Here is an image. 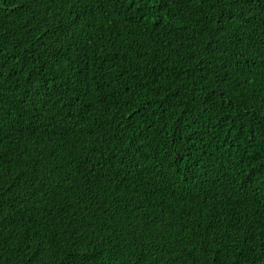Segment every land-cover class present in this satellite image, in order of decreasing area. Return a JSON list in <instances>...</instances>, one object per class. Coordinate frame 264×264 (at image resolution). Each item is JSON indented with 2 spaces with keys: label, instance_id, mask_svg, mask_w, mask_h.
<instances>
[{
  "label": "trees",
  "instance_id": "obj_1",
  "mask_svg": "<svg viewBox=\"0 0 264 264\" xmlns=\"http://www.w3.org/2000/svg\"><path fill=\"white\" fill-rule=\"evenodd\" d=\"M0 264H264V0H0Z\"/></svg>",
  "mask_w": 264,
  "mask_h": 264
}]
</instances>
